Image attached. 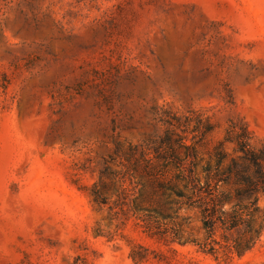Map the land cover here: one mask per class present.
<instances>
[{
	"label": "rangeland",
	"instance_id": "374dc122",
	"mask_svg": "<svg viewBox=\"0 0 264 264\" xmlns=\"http://www.w3.org/2000/svg\"><path fill=\"white\" fill-rule=\"evenodd\" d=\"M243 125L264 149V0H0V264H264V233L229 259L152 235L137 172L103 173L168 133L228 163Z\"/></svg>",
	"mask_w": 264,
	"mask_h": 264
},
{
	"label": "trees",
	"instance_id": "16d2710c",
	"mask_svg": "<svg viewBox=\"0 0 264 264\" xmlns=\"http://www.w3.org/2000/svg\"><path fill=\"white\" fill-rule=\"evenodd\" d=\"M250 138L244 125L240 131L229 130L225 141L236 144L233 151L237 156L225 163L229 154L220 141L213 159L203 163L193 142L186 143L184 136H178L174 145L168 133L152 148V156L143 149L136 157V148L130 146L127 159L133 164H125L121 171L107 165L103 173L116 178L114 190L120 196L125 192L126 178L131 180L132 171L137 172L138 189L132 207L152 235L181 244L194 243L217 258L241 257L264 233V210L258 203L259 195L264 194V149L254 148ZM179 147L184 148L183 154ZM92 196L96 203L107 202L97 185ZM182 209L195 211L200 238L183 234L182 221L191 216L180 215Z\"/></svg>",
	"mask_w": 264,
	"mask_h": 264
}]
</instances>
